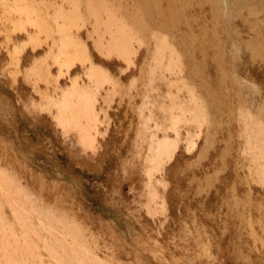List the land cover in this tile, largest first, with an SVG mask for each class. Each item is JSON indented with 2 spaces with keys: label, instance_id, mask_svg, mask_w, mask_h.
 Here are the masks:
<instances>
[{
  "label": "rangeland",
  "instance_id": "374dc122",
  "mask_svg": "<svg viewBox=\"0 0 264 264\" xmlns=\"http://www.w3.org/2000/svg\"><path fill=\"white\" fill-rule=\"evenodd\" d=\"M0 264H264V0H0Z\"/></svg>",
  "mask_w": 264,
  "mask_h": 264
}]
</instances>
